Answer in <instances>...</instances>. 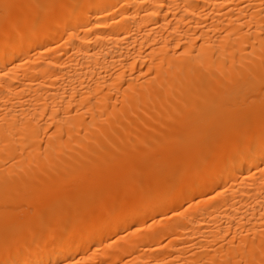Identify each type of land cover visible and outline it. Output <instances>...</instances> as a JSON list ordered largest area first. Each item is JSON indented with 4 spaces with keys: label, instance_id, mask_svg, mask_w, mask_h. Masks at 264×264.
<instances>
[{
    "label": "bare ground",
    "instance_id": "1",
    "mask_svg": "<svg viewBox=\"0 0 264 264\" xmlns=\"http://www.w3.org/2000/svg\"><path fill=\"white\" fill-rule=\"evenodd\" d=\"M0 264H264V0H0Z\"/></svg>",
    "mask_w": 264,
    "mask_h": 264
}]
</instances>
